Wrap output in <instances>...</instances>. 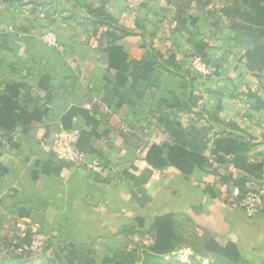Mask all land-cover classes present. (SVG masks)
<instances>
[{
  "label": "crops",
  "instance_id": "0c3cea01",
  "mask_svg": "<svg viewBox=\"0 0 264 264\" xmlns=\"http://www.w3.org/2000/svg\"><path fill=\"white\" fill-rule=\"evenodd\" d=\"M20 1L0 0V84L21 83L22 98L48 112L30 134L17 129L14 144L2 142L0 241L20 243L27 231L43 232L49 264H66L74 253L96 264L106 258L142 264L155 218L173 213L201 241L233 242L250 264H264V206L248 216L230 203L235 190L262 188L264 171L250 176L223 151L226 139L239 135L236 142L249 146L246 160L264 167V69L256 74L245 65L248 46L220 11L232 0H191L186 15L197 20L183 29L165 0H140L133 8L128 0H108L107 13L130 31L116 41L125 62L110 50L112 29L79 15L85 3L96 7L100 0ZM43 1L50 4L37 5ZM46 29L54 30L58 47L42 40ZM195 39L207 43L205 74L192 67ZM144 58L153 61L148 72ZM72 108L84 110L70 126L88 134L79 147L101 172L58 161L50 150L49 137ZM175 143L199 166L186 173L148 162L153 145ZM170 255L176 264L213 263L184 244L164 258Z\"/></svg>",
  "mask_w": 264,
  "mask_h": 264
},
{
  "label": "trees",
  "instance_id": "16d2710c",
  "mask_svg": "<svg viewBox=\"0 0 264 264\" xmlns=\"http://www.w3.org/2000/svg\"><path fill=\"white\" fill-rule=\"evenodd\" d=\"M78 3V0H74ZM168 4L175 7L174 20L176 22V28H185L186 22L191 20L195 22L197 17H190L186 15L187 8L190 6L191 0H165ZM108 0H100V3L94 7L91 4L85 3V14L80 13L81 18L86 23L97 27L98 25H107L112 29L110 34V50L119 62H125L127 58L126 52L120 44L116 41L122 39L124 36L130 33L128 29L115 22L106 11V3ZM21 4V1L18 0ZM50 3L39 2L38 6H45ZM220 11L230 19V27L236 30L234 38L238 40L240 44L247 45L245 50V65L252 73L259 74L264 69V0H232L230 5L223 6ZM54 31V30H53ZM118 32V34L116 33ZM196 49V53L201 58L202 62L207 66L209 59L204 52L207 48V43L203 39H195L190 42ZM147 72L152 69L153 61L149 58H144L142 61ZM143 67V66H142ZM42 78V84L44 85ZM25 87L21 83H4L0 84V150L2 142L5 141L9 144L13 143V133L20 129L23 134H30L33 130L34 124L41 122L43 117L47 114L46 107H39L37 104H30L22 97H24ZM78 112L84 113V110L72 108L61 117L62 128L72 129L70 126V120L73 115ZM58 130V128H57ZM88 134L83 132L79 135V141L81 144V138ZM241 136L233 135L227 138L223 151L233 154L234 167L243 170L248 175L258 178L262 175L264 167L261 163L253 164L249 163L244 155L249 146H243L236 141ZM184 134L179 131L177 133V139L183 140ZM14 144V143H13ZM81 149V146L79 147ZM190 149V148H189ZM191 150V149H190ZM1 154V151H0ZM193 152L189 151L185 145L175 143L173 145H153L148 155V162L154 167H164L166 165H173L188 173L193 166L198 165L193 161ZM222 162V158H218ZM7 168L0 163V175L4 174ZM239 185H242L240 181H234ZM240 194L248 190L239 189ZM187 220L190 218L186 216ZM154 238L152 244L148 247V252H145L142 264H175L176 259L173 255H170L168 259L164 256L172 254V252L184 244L189 246L194 253H202L210 255L213 259L212 264H250L245 260L237 249L233 242H227L226 244H220L213 237H206L203 241L192 230H187L181 221L176 218L173 213H165L157 216L153 224ZM32 233L26 232L20 243L7 244L8 254L1 258L0 264H14L17 260L23 258V252H29L27 245L30 241ZM30 235V236H29ZM11 247H13L11 249ZM22 248V252L17 254L13 249ZM26 249H25V248ZM47 245L45 244L43 249ZM42 249V250H43ZM26 250V251H25ZM9 254H14L12 259L9 258ZM16 258V259H14ZM131 260V259H130ZM127 260L126 264H130L131 261ZM123 264L117 259L106 258L103 264ZM51 264H63L58 263ZM66 264H96V261L88 256L74 253V257L71 256L67 259Z\"/></svg>",
  "mask_w": 264,
  "mask_h": 264
},
{
  "label": "built area",
  "instance_id": "2783aa9c",
  "mask_svg": "<svg viewBox=\"0 0 264 264\" xmlns=\"http://www.w3.org/2000/svg\"><path fill=\"white\" fill-rule=\"evenodd\" d=\"M140 0H128L130 8L139 5ZM42 40L50 47H58V37L51 29H46L42 34ZM192 67L198 72L205 74L208 67L199 56L192 59ZM79 133L74 129L60 127L49 137V146L54 157L61 162H66L77 168H84L92 172H101L102 167L87 160L85 151L78 147ZM230 203L242 210L248 216L254 215L264 206V186L259 189L248 190L242 194L235 190L230 194ZM47 235L43 232H33L27 245V250L32 253L41 251L46 244Z\"/></svg>",
  "mask_w": 264,
  "mask_h": 264
},
{
  "label": "rangeland",
  "instance_id": "374dc122",
  "mask_svg": "<svg viewBox=\"0 0 264 264\" xmlns=\"http://www.w3.org/2000/svg\"><path fill=\"white\" fill-rule=\"evenodd\" d=\"M205 1L206 0H197V4H199V5L204 4ZM226 1H229V0H213V2L218 4V5L219 4H223ZM7 251H8L7 243L0 241V261H1L2 257H4L6 254H8ZM42 251L43 250H41V251H39L37 253H32L30 251L26 252V253L23 252V258L21 260L14 258V259L17 260L14 264H49V262L47 261L49 256L46 253L45 254L42 253ZM13 255L14 254H9V258L12 259ZM177 262H178V260H177ZM177 262H175V264ZM179 264H188V262L179 263Z\"/></svg>",
  "mask_w": 264,
  "mask_h": 264
},
{
  "label": "water",
  "instance_id": "95a60500",
  "mask_svg": "<svg viewBox=\"0 0 264 264\" xmlns=\"http://www.w3.org/2000/svg\"><path fill=\"white\" fill-rule=\"evenodd\" d=\"M64 163H66V162H64Z\"/></svg>",
  "mask_w": 264,
  "mask_h": 264
}]
</instances>
